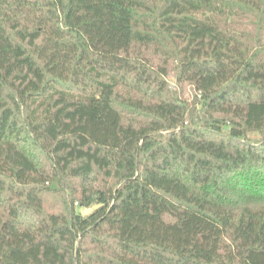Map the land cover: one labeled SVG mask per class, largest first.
Returning a JSON list of instances; mask_svg holds the SVG:
<instances>
[{"label":"trees","instance_id":"trees-1","mask_svg":"<svg viewBox=\"0 0 264 264\" xmlns=\"http://www.w3.org/2000/svg\"><path fill=\"white\" fill-rule=\"evenodd\" d=\"M0 264H264V0H0Z\"/></svg>","mask_w":264,"mask_h":264},{"label":"rangeland","instance_id":"rangeland-1","mask_svg":"<svg viewBox=\"0 0 264 264\" xmlns=\"http://www.w3.org/2000/svg\"><path fill=\"white\" fill-rule=\"evenodd\" d=\"M177 65H178V63H177L176 60H171L170 61L169 66H168L169 73H168L167 79H168L169 83L171 84L172 88H175L178 91H180V88L178 87L177 82H176V78H175ZM52 186L55 187L56 183H53ZM53 199H54V196L52 194H50L48 196V204L51 207H52ZM75 206H76L77 210L79 212H81L82 214H88V213L92 212L96 208V205H92L91 207H80L78 202H75Z\"/></svg>","mask_w":264,"mask_h":264}]
</instances>
